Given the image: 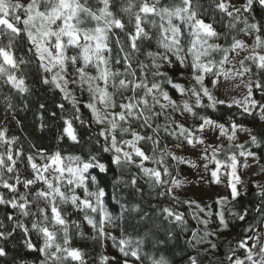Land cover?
<instances>
[{
  "label": "snow or ice",
  "instance_id": "1",
  "mask_svg": "<svg viewBox=\"0 0 264 264\" xmlns=\"http://www.w3.org/2000/svg\"><path fill=\"white\" fill-rule=\"evenodd\" d=\"M256 7L262 12L260 19L254 13ZM236 32L253 37L252 44L238 38ZM222 39L224 43L219 42ZM153 44L156 50H152ZM242 52L246 54L237 59ZM29 53L38 62L39 69L47 74L42 77V83L58 89L75 109L76 115L63 118L59 139L66 137L73 144L81 143L73 120L89 128L98 125L95 142L100 144L103 139L101 149L110 154V159L106 164L92 153L87 157L64 156L60 151L47 152L35 145L33 152L25 154L22 149L13 148L18 137L9 138L8 130L0 128V147L4 148L0 151V189L6 190L0 192V205L13 210L6 216L11 226L0 221V242H3L0 243V258L8 257L6 242L21 232L24 248L37 254L38 264L95 261L96 258L88 256L83 249L73 246L72 231L75 229L81 239L98 241L101 248L105 240H111L112 246L119 250L120 258L101 254L98 264H110V261L112 264H173L162 247L173 238L171 230L166 231L163 239L156 238L154 243L155 233L151 228L135 239L123 234L118 238L106 231L109 226L120 227L116 221L124 213H137L140 220H146L148 214L139 204L131 208L121 204V217H114L105 206V188L100 186L91 170L106 174L111 165L118 170L134 166L141 175L132 174L126 187L143 195L144 190L138 186V179L143 178L149 195L155 193L153 199L168 197L179 204L174 189L181 186V181L171 178L166 161L185 163V160L167 150V145L160 147L161 132L178 140V148L184 142L193 146L204 144L196 133L216 128L220 136H227L230 142L237 138L238 131L246 132L248 140L245 143L259 147L264 137H258L235 122L230 124L229 134L224 124L197 110L216 111L218 105L227 104L249 116L255 114L264 122V99L254 98V90L264 93V0H243L241 4L231 0H211L210 3L206 0H27V3L0 0V80L22 94L29 92V88L25 78L17 73L22 71V66L32 63L26 58ZM141 56L144 59H140ZM69 65L74 69L71 80L67 78ZM226 65L232 67L226 68ZM89 68L95 70V75L88 71ZM245 76L248 77L246 82ZM220 77L225 80L239 77L246 89L242 99L232 97L225 101L214 95L211 88H216ZM181 79H187L188 85L179 83ZM69 83L78 84L81 91H87L89 100L84 107L91 113L90 120L80 115L78 101L68 89ZM170 90L179 93L181 99H173ZM5 99L6 108L11 110V98ZM44 107L40 105L41 109ZM58 107L63 110L64 104ZM177 114L200 122L185 126L176 119ZM161 117L163 124L159 122ZM142 142L151 143V155L141 147ZM245 143L236 144L238 155L233 152L224 161L218 158L221 146H206L205 153L212 149L211 159L207 155L202 157L215 163L211 175L216 183L220 182L218 172L221 168L230 176L228 186L233 201L240 195L238 156L245 160L254 157ZM145 162L156 167H147ZM187 163L195 167L191 161ZM204 167L208 169L207 164ZM256 187L260 189L257 194L264 197V187ZM78 189L83 195L78 194ZM228 202L227 196L221 197L216 201L221 210L206 212L196 201H183L189 207L194 205L206 217L192 213V218L203 225V234L199 237L200 229L192 232V239L196 241L193 247L208 243L211 250H216L217 245L208 237H219V233L228 229L224 212ZM67 206L83 214L82 220L92 229L91 237L83 232L80 222L69 219L71 212ZM152 207L169 225L186 228L183 212L163 205ZM256 211L261 212V208ZM228 212L240 221L248 215L247 210L228 209ZM213 216L218 224L210 230V222H216L212 221ZM246 231H252V225ZM249 241H252L250 246ZM146 243H151L155 251H145ZM237 248L243 250V256L237 255ZM237 248L231 249L226 256L229 264H264V241L260 234L241 239ZM13 264L30 262L21 259L13 260ZM188 264H200V261L196 256H189Z\"/></svg>",
  "mask_w": 264,
  "mask_h": 264
},
{
  "label": "trees",
  "instance_id": "2",
  "mask_svg": "<svg viewBox=\"0 0 264 264\" xmlns=\"http://www.w3.org/2000/svg\"><path fill=\"white\" fill-rule=\"evenodd\" d=\"M206 2L210 3L211 0H206ZM254 13L257 19H260L262 12L259 7L255 8ZM238 27H243V25H238ZM218 30L226 31V29L220 28H218ZM235 34L240 39L244 37L248 38L250 40L249 45L252 44L253 37L245 36L243 33L239 32ZM219 42L224 43L223 39ZM152 50H156L154 44L152 45ZM26 58L30 59L32 63L22 66V71L17 73V75H22L25 78L29 92L23 94L19 93L11 88L10 85L4 83L3 80H0V128H6L8 130L7 135L9 138L12 136L18 137L13 148L22 149L25 154L34 151L33 145L47 152L60 151L64 156L80 155L82 157H87L89 153H92L99 156L103 162L107 164L110 159V154L103 152L101 149L103 139H100V144L95 142L97 138L94 133L99 129L98 125L93 124L92 127L89 128L87 126H82L79 121L73 120L78 130L81 143L73 144L66 137L63 140L59 139L63 126V118H72L76 115L75 109L70 101L63 99V94L58 89H54L51 85H44L42 83V77L47 74L39 69L38 62L35 58L30 53L26 55ZM216 58L219 59L218 54ZM140 59H144V57L141 56ZM88 71L95 75L94 69L89 68ZM188 71L185 72L186 75ZM68 72L70 73L71 80L74 74V69L71 65L68 66ZM245 78L246 80L248 79L247 76H245ZM178 82L185 86L188 85L187 79H181ZM209 87L211 88V85H209ZM68 89L78 101L77 106L80 108V115L82 118L86 121L90 120L91 113L84 107L89 100L87 91H81L79 85L73 83H69ZM170 95L175 100L181 99L179 93H176L174 90H170ZM6 97L11 98V103L13 105L11 110L6 108ZM254 98L262 100L264 99V93H261L259 90H254ZM183 99H188V97H184ZM41 104L45 106L43 109L40 108ZM60 104H64L63 110L58 107ZM197 111H199L201 115H206L214 119L217 123L229 127L232 122H235L245 129H250L258 137H264V122L260 121L255 114L249 116L242 113V110L235 106L229 108L227 104H225L218 105L216 111H212L211 109H198ZM53 113H55V115H53ZM41 116L43 117L42 120ZM176 119L185 124V126H191L193 123L198 124L200 122L199 120L194 121L192 117L187 115L180 116L177 114ZM17 121H19V123H17ZM159 122L161 124L164 123L163 117L160 118ZM41 124H43V128H41ZM199 134L200 133H196L197 136H199ZM247 140L248 137L237 143L227 142L220 148L218 158L224 161L227 159V156L233 152L238 155L239 149H237L235 145L245 143ZM178 143V140L161 132V148L167 145L168 149ZM188 146L189 145L184 142L183 147ZM141 147H143L147 154L151 155L152 145L150 142H142ZM245 147L256 156V160L260 165L261 180L258 184L250 182L247 190L245 192H240V195L235 201L231 198L228 199L229 202L224 206L225 218L229 222L228 229L219 233V237H208L209 240L217 245L216 250H211L210 244L208 243L193 247L196 241L192 239V232L200 229L198 232L199 237V235L203 234V225L198 224L197 220L192 218V213H197L201 218L206 217L205 213L198 212L194 205L189 207V205L183 203V201H196L201 207L205 208L206 212H218L221 210V206L216 204L218 199L198 200L192 196H182L179 197V204L173 202L168 197L153 199L152 197L155 193L149 195L147 184H145L143 178H139L138 186L144 190L143 195H141L136 193L135 189L125 186V183L130 179L132 174H136L138 177L141 175L139 169L134 166H126L118 170L115 165H111L110 170L106 174L99 173L98 170H91L92 174L97 176L100 186L105 188V206L114 217H121V204L128 205L129 208H131L133 204H139L142 210L148 214L146 220H140V216L137 213H124L121 219L116 221L120 227L110 226V232L118 238L123 234L135 239L137 237H142L144 232L151 228L153 233H155L152 240V243H154L156 238L163 239L166 231L171 230L174 233L173 238L168 240L167 244L162 247L164 254L168 256L173 264H188L189 256H196L200 264H229L226 256L230 254L231 249L237 248V244L241 239H245L254 233L264 230V197L257 194L260 189L256 187V185L264 187V140H262L259 147L247 143H245ZM0 151H4V148L0 147ZM207 153L211 159L212 149H208ZM242 158L243 157L238 156V160ZM166 163L172 173L171 178L180 180L184 176L190 174L188 167L183 165V163H178L171 159H167ZM145 166L156 167V165L150 162H145ZM165 179L170 178L165 177ZM117 180H120V183H117ZM92 190H94V187ZM21 191H23L22 188ZM0 192H6V190L0 189ZM77 192L83 195L82 190L78 189ZM153 205L169 206L173 207L178 212H183L187 220L186 228L182 230L176 225H169L166 221H163L162 217L156 214V209L152 207ZM209 205L211 206L210 208L207 207ZM67 207L71 212L69 219H75L80 222L83 232L86 233L88 237H91L93 234L92 229L82 220L83 214L71 211V206ZM258 207L261 208V212L259 213L256 211ZM228 209L235 212L247 210L248 215L244 221H240L237 217L230 215ZM12 212L13 210L11 208H5L0 205V221H3L5 225L11 226L6 216ZM211 219L216 222H210L209 229L214 230L217 227L218 221L215 216ZM249 225H252V231H246ZM72 236L73 246L83 249L88 256L96 258L95 261L90 259L88 264H98V257L101 254L120 258L119 250L112 246L111 240H105L104 247L101 248L98 241L81 239L78 237L75 229L72 231ZM33 239H35V237H33ZM189 241H191V243H189ZM6 248L9 255L7 258H0V264H13V260L21 259L29 261L30 264H32V262L38 264L36 260L37 254L30 253L24 248L23 234L21 232H17L11 240L6 242ZM206 249L208 251H205ZM144 250L149 252L155 251L151 243H146ZM110 264H112L111 261ZM145 264H147V262H145Z\"/></svg>",
  "mask_w": 264,
  "mask_h": 264
},
{
  "label": "rangeland",
  "instance_id": "3",
  "mask_svg": "<svg viewBox=\"0 0 264 264\" xmlns=\"http://www.w3.org/2000/svg\"><path fill=\"white\" fill-rule=\"evenodd\" d=\"M23 2L27 3V0H23ZM231 2L234 4H241L243 3V0H231ZM242 39L249 44L250 40L248 38L244 37ZM245 54L246 53L242 52L240 57H237V59L242 58ZM234 55L235 54H233V56ZM225 67L231 68L232 65H226ZM67 78L70 80V75H68ZM243 80L245 82L247 81L245 77ZM211 90L219 99H223L225 101H230L232 97L242 99L246 93V89L244 88L243 83H241V79L239 77L228 80H225L224 77H220L216 88H211ZM225 128L229 129L230 134V127L225 126ZM199 136L204 140V144L197 143L195 146L189 145L188 147L182 146L180 148L176 147V145H173L167 149L176 155L183 157L185 160L183 165L188 167L190 171V174L179 180L181 181V186L174 189V194L178 198L182 196H192L198 200H214L225 196L230 199L231 189L228 186L230 176L225 173L223 168H221L220 172H218L220 182L216 183L211 175V171L216 168L215 163H209L208 160L202 158L205 155L209 157L208 153L204 152L206 146L211 145L212 147H222L224 144L230 141H228L227 136H220L218 128L206 129L202 134L200 133ZM247 137L248 135L246 132L238 131L237 138L231 142L237 143ZM209 149L211 150V148ZM187 161H191L195 167L191 166L189 163H187ZM238 161L237 175L240 177L241 182L237 184V188L239 192H245L250 182L254 184H258L260 182V165L257 162L255 155L254 157H248L247 160L242 158ZM245 163L247 164V167H244ZM205 164L208 165L207 170H205ZM228 171L230 172L231 170L228 169ZM110 230V226L106 228V231ZM257 234H260L261 240L264 241V230L257 232ZM251 243L252 241H249V246ZM237 251L238 255L243 256V250L238 249Z\"/></svg>",
  "mask_w": 264,
  "mask_h": 264
}]
</instances>
